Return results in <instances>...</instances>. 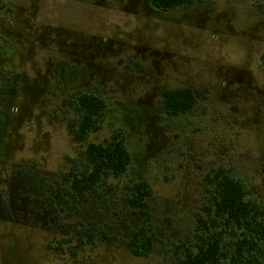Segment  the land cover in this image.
Masks as SVG:
<instances>
[{
    "label": "rangeland",
    "instance_id": "374dc122",
    "mask_svg": "<svg viewBox=\"0 0 264 264\" xmlns=\"http://www.w3.org/2000/svg\"><path fill=\"white\" fill-rule=\"evenodd\" d=\"M263 57L264 0L170 10L150 0H0V264H174L184 254L176 246L194 235L204 178L219 168L264 205ZM182 87L195 92L196 110L168 118L162 95ZM80 92L108 105L83 142L68 129ZM121 130L131 169L64 209L58 186L70 188L71 159ZM132 182L152 191L147 220L124 203ZM79 223L107 237L77 247ZM146 225L152 252L137 258L127 243Z\"/></svg>",
    "mask_w": 264,
    "mask_h": 264
},
{
    "label": "trees",
    "instance_id": "16d2710c",
    "mask_svg": "<svg viewBox=\"0 0 264 264\" xmlns=\"http://www.w3.org/2000/svg\"><path fill=\"white\" fill-rule=\"evenodd\" d=\"M157 10L188 8L196 0H150ZM264 69V57L262 59ZM7 78L0 71V143L5 126V97ZM4 81V82H3ZM8 81V80H6ZM74 115L68 120V129L75 141L83 142L91 132L97 131L108 105L100 95L80 92L72 101ZM198 99L189 87L166 90L162 95V107L168 118L193 113ZM62 180L69 181L70 188L60 187L64 209L82 200L88 202L96 194V187L105 185L110 177L120 178L132 167V156L126 146L124 131H118L102 143H89ZM124 203L147 220L150 217L149 201L152 191L147 182L127 185ZM112 189L108 188L107 193ZM202 211L196 213L194 235L187 243L176 246L174 264H261L264 256V205L249 198L245 184L219 168L204 178ZM47 212L56 214L51 197H42ZM72 202V204H70ZM77 231L76 246L93 243L95 235L107 237L106 231L91 223L89 228ZM67 226L66 234H70ZM103 230V231H102ZM155 234L150 225L136 230L128 241L132 256L147 258L152 252Z\"/></svg>",
    "mask_w": 264,
    "mask_h": 264
},
{
    "label": "flooded vegetation",
    "instance_id": "af4514ba",
    "mask_svg": "<svg viewBox=\"0 0 264 264\" xmlns=\"http://www.w3.org/2000/svg\"><path fill=\"white\" fill-rule=\"evenodd\" d=\"M5 127V126H4ZM44 197H51V196H49V195H45ZM52 199H53V197H51ZM61 198H62V196H61ZM53 201H54V199H53ZM62 202H63V198H62ZM41 204H42V200H41ZM54 204H55V202H54ZM42 206H43V204H42ZM63 206H64V203H63ZM44 207V206H43ZM55 207H56V205H55ZM45 209V208H44ZM56 209H57V207H56ZM46 210V209H45ZM58 210V209H57ZM47 212V211H46ZM48 214H51V213H49V212H47ZM52 215H54V214H52Z\"/></svg>",
    "mask_w": 264,
    "mask_h": 264
}]
</instances>
